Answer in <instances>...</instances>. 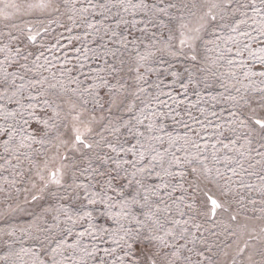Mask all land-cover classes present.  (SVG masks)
Here are the masks:
<instances>
[{
	"label": "rangeland",
	"instance_id": "1",
	"mask_svg": "<svg viewBox=\"0 0 264 264\" xmlns=\"http://www.w3.org/2000/svg\"><path fill=\"white\" fill-rule=\"evenodd\" d=\"M141 3L148 7H138ZM225 3H230L231 8L225 10ZM245 3L250 0H0V11L11 17L0 16V264H37L40 259L52 264L51 248L62 240L66 244L61 245V252L56 256L62 264H81L82 257L86 264H100L102 258L107 261L114 258L105 256L103 248H117L120 252L113 240L124 235L123 230L113 237L106 236L104 241L88 235L78 238L77 233L87 227L86 221L73 224L62 210L75 218L78 213L95 208L93 214L99 217L100 206L89 205L84 199L87 195L84 189L75 187V184H88L91 190L100 191L106 180L91 170L82 171L89 166V156L91 165L101 171L114 169L116 165L110 160L103 166L96 158L97 152L107 153L121 162L129 161V164L122 163L119 175L112 172L116 177L112 184L117 189L125 183L124 169L129 173L135 171L132 162L137 157L130 152L117 157L106 146L94 148L93 152L68 151L60 139L72 135L73 121L69 113L73 105L75 113H81L82 123L77 125L81 131L85 126L93 128L86 136L88 140H100L97 132H103L113 144L128 148L139 139L143 148L137 145V155L144 151L146 157L140 166L152 167L149 160L156 152L164 154L163 168H168L171 152L180 157L185 155L183 150L176 152L178 147L196 153L191 143H185V134L201 145L200 159L211 169V182L203 181L201 188L206 185L224 207L217 209L215 218L203 215L211 204L205 203L203 191H194L187 183L168 195L178 184V178L165 177L169 188L159 196L153 195L156 185L161 183L155 174H163L159 163L152 167L151 176L137 173V179L152 189L148 193L150 200L143 210L139 205L134 209L143 223L137 225L134 221L130 223V218L121 219L123 229L139 227L145 233L163 237L166 242L153 241L147 247L139 245L138 255L158 252V261L173 264H264L261 254L264 252V156L258 154L264 153L261 147L264 141L260 139L258 126L247 119L264 117L261 106L264 77L259 75L264 72V64L258 59L264 54L260 51L264 49V36L258 31L260 14L251 8H241ZM256 3L260 6V0ZM41 4L48 6L42 8ZM212 5L220 6L211 9L218 17L217 35L212 34V28L201 32L202 39L196 42L195 65L183 55L172 56L171 51H178L180 47V32H188L181 29V23H187L189 28L199 26V17ZM161 8L166 12H160ZM221 13L225 17L223 21L219 20ZM239 20L247 21L240 25V31L250 32L251 36H241L230 27H219L220 24L231 26ZM29 35L36 36L35 42L28 39ZM245 43L248 48L244 47ZM17 48L21 49L19 55ZM237 49L243 52L242 56L236 55ZM184 51L191 54L187 47ZM252 52L256 55H251ZM25 55L27 60L23 59ZM229 59L234 63L230 65ZM241 60L245 61L243 66L239 63ZM24 64L27 69L21 67ZM185 69L193 73L187 92L180 87L181 80L188 83ZM172 72H178L179 79L173 78ZM98 76H103L109 87L96 89L98 95L83 92L84 88L100 83ZM77 78L79 87L72 82ZM140 86L147 91L139 92ZM168 93L181 101L179 106ZM157 96L171 107L159 103ZM129 103L136 105L132 113L125 110ZM160 112L170 115L162 117L158 115ZM93 115L98 122H91ZM135 116L143 119L142 125H136ZM127 119L145 135L137 138L129 135L127 129L115 134L104 131V125L113 126L108 124L109 120L117 124ZM241 119L247 123L242 125ZM44 121H48L47 130ZM184 122L189 127H184ZM149 123L154 125L152 133L147 131ZM160 127L163 132L159 131ZM8 133L12 134L11 138ZM169 134L180 137L175 145L170 146ZM157 135L163 140L152 138ZM41 139L43 143L37 142ZM65 153L69 159L63 161L66 165L63 187L51 185L40 192L43 185L38 171L44 170L45 161L49 169L60 167V156ZM172 170L178 171L175 167ZM33 195L40 199L33 200ZM108 195L116 193L109 191ZM116 203L111 209L113 213L121 211L119 198ZM188 204L193 207H187ZM143 212H148L152 219H146ZM57 215L59 221L54 219ZM232 216L236 219L232 220ZM97 223L111 230L119 229L111 220L98 219ZM195 224L201 225L199 231ZM169 231L172 235H166ZM77 239L80 243L75 248L67 246L76 244ZM85 245L89 250L93 247L101 250L94 257H88L83 252ZM238 249L243 252L238 253Z\"/></svg>",
	"mask_w": 264,
	"mask_h": 264
},
{
	"label": "snow or ice",
	"instance_id": "2",
	"mask_svg": "<svg viewBox=\"0 0 264 264\" xmlns=\"http://www.w3.org/2000/svg\"><path fill=\"white\" fill-rule=\"evenodd\" d=\"M48 5L41 4L40 7H47ZM8 7H18L17 5H8ZM136 7V6H134ZM138 7L141 8H147V4L141 3L138 5ZM169 7H175V5H169ZM219 5H212L208 12L204 13V15L199 17V26L195 28H189V25L187 23H181L180 27L181 29H188V32L185 31L180 32V40H179V49L178 51H171L172 56H178L183 55L187 59L193 62V65H195V62L197 61V44L196 42L198 40L202 39V36L200 35L202 31H206L209 28L213 29L212 34L214 36L217 35V32L215 31V26L218 24V17L217 14L214 13L211 9L212 8H218ZM241 8H251L255 13L260 14V23L261 28L258 30L259 34L261 36H264V0H260V6L257 5L256 0H250V3H245L240 5ZM231 8L230 3H225L224 9L227 10ZM127 11V8L125 9ZM55 11H59V8H55ZM160 12H166V9L161 8L159 9ZM235 12V10H233ZM247 15V13H244ZM0 16H3L5 19H10V15L7 13H4L0 11ZM225 19L223 13L219 15V20L223 21ZM151 23V21H149ZM247 23L245 20H239L234 21L233 24L227 25V24H220L219 27H230L232 32H239V35L241 36H251L250 32L247 31H240V25ZM28 32H32V28H28ZM28 39L32 42H35L36 36L29 35ZM230 40H235V37H229ZM169 40H171V36L169 37ZM187 47L190 49L191 54L189 55L184 51V48ZM245 48H248L249 45L245 43ZM229 52H231V49H228ZM261 53H264V49L260 50ZM17 55L21 53V49H16ZM251 55L255 56L256 53L252 52ZM237 56H242L243 52L239 49H237L236 52ZM27 55L23 56L24 60H27ZM39 60V57L36 58ZM141 59H145V57H141ZM261 64H264V54H261L258 57ZM228 63L231 65L234 63L233 60L229 59ZM240 65L243 66L245 64V61L241 60L239 61ZM21 67L27 69V64L21 65ZM30 70V69H29ZM113 71H116V69L113 67ZM185 71L188 72V83H185L183 80L180 81V87L187 92L189 84L192 83V76L193 73L189 69H185ZM249 73H245V76H247ZM171 75L175 79H179V73L178 72H172ZM260 76L264 77V72L259 73ZM100 81L99 84H93L89 87L84 88L83 92L88 93L89 95H98V92L95 90L100 87H109L108 81L103 76L96 77ZM138 79L142 80L143 77H139ZM73 83H76L79 87L80 81L77 79H74L72 81ZM159 87V85H157ZM111 91V89H109ZM75 91V89H74ZM139 92H146L147 89L143 86H140L138 88ZM262 92H264V89H261ZM168 95L171 97V94L168 93ZM174 103L179 106L181 101H177L175 97H171ZM264 99V97H262ZM156 100L159 103L165 104L168 107H171L170 105H167L166 101H160L159 96L156 97ZM47 103V101H45ZM87 103V101H85ZM97 104H99V100H97ZM112 104H116V100L113 99ZM101 108H103L102 104H99ZM264 107V104L261 105ZM147 107V105H146ZM136 108V105L134 103H129L126 106V111L129 113H132ZM108 111L111 112L112 108L109 107ZM143 109H141V112L143 113ZM253 112H255V109H253ZM75 105H73V108L69 115H71V120L73 121L71 126V132L72 135L68 139H60V144L62 146H65L68 148V151L70 152H81L82 149H86L89 152H93L94 148H101L102 146H106L111 152L116 153V156L119 157L121 153L123 152H130L132 156L137 157L136 161L132 162V168L135 169V171H132L131 173L128 172V169H124V176L122 179L125 181L124 184H121L120 187L117 189L113 186L112 180L116 177L112 176V172H117V175H119V169L122 167L123 164H129L128 160H123L121 162L119 159H116L115 157L108 156L107 153H95L96 158L101 162L103 166L108 165L109 161L111 160L116 167L114 169L111 168H105L104 171H101L97 167H93L91 165V156L88 157L89 159V166L88 168L83 169V172H88L91 170L92 173H94L97 176H105L106 180L101 185L100 191H93L89 188L88 184H75L76 188H83L84 191L87 193L85 195L84 199L87 200L89 205L100 206L99 211V217L94 216V211L96 210L93 208V210L89 211H83L82 214L78 213L75 218H73L72 215H69L67 210H62L63 214L67 217L68 220L72 221L73 224L78 223L79 221H86L87 227L84 229V231H80L77 233L78 238H83L85 235L91 236L95 239H99L104 241L105 237H113L115 236L119 231L123 230L124 235L119 236V239H114L113 243L117 245L120 252H117V248H103L102 251L104 252L105 256H113L114 258L111 261H107L105 259L100 260V264H173V262H160L157 260V256H159L158 252H152L151 254H144L141 252V254H137V248L139 245H144L147 247L149 244H152L153 241H160V243H166L163 240V237L154 236L150 233H145L142 228H128L127 230L123 229V224L121 223V219L129 220L131 223L134 221L137 225H141L143 222L139 219L138 215L134 211L135 207L139 205V208L141 210L144 209V207L148 204L150 200L149 192L152 191V189H149L146 187L144 181L142 179H137V173L144 174L147 173L148 176L152 175V167L155 166L156 163H159L161 167L163 168V162H164V154L160 152H156L155 155L151 156L149 163L152 165V167L148 166H140L143 165V161L145 160V153L144 151H140L137 155L136 148L137 145L140 146V148H143V145L140 143L139 139H136L135 143H131L128 148H125L122 144L117 146V144H113L111 141L107 139L103 135V132H97V135L100 136V140H88L86 138L87 135H90L93 132V128L89 126H85L84 130L81 131V128L78 127V123H82L81 121V113H75ZM58 115V113H57ZM153 115H157L155 111H153ZM158 115L160 116H166L170 115V113H164L160 112ZM233 116L236 115L235 112L232 113ZM147 117H145L146 119ZM175 120V117H172ZM248 120H251L252 124L258 126L260 139L261 141H264V117H256V116H250L247 118ZM104 117H100V121H103ZM136 125H142L143 119H141L140 116H135ZM27 123V121H25ZM91 122H98L96 116L91 117ZM90 122V123H91ZM44 128L47 130L49 128L48 121H44ZM240 123L242 125H245L247 121L245 119H241ZM109 125H113L111 128H109L107 125H104V131H108L112 134L120 133L122 129H127V132L129 135L134 137H143L145 135L144 132L139 131V129L136 127V125L132 124L131 119L124 120L123 123H117L113 124L112 120L108 121ZM147 131L149 133H152L155 131L154 125L152 123H149L147 126ZM184 127H189L187 122H184ZM160 132H163V127L159 128ZM250 131H255V129H251ZM9 137L11 138V133H8ZM44 135L47 136L48 132L45 131ZM153 139L156 140H163L162 136H153ZM59 139V137H58ZM180 139V137H172L171 134H169V144L170 146L175 145L176 140ZM185 143H191L196 149V153H188L186 149H182L180 147L176 148V152L179 151H185V155L183 157L177 156L175 152H171L172 159L169 161L168 168H163V174L160 172H157L156 178L161 181L160 184L156 185L155 191L153 192V195L159 196L160 192L164 189L169 188V183L165 180V177H171L173 180H176L178 178V184L176 186H173L171 191H169L167 194L171 195L172 192L176 190V187L184 188V184L187 183L190 188H192L194 191H203L204 196L206 198L205 203L210 202L211 208L209 211H206L203 213V215L208 216L211 215L212 218H215L217 209H221L224 207V205L217 199L214 198V195L211 193L210 189H207V186L205 185V188H201V184L203 181L211 182V169L208 168L207 164L204 163V160L200 159V151H201V145L197 143L195 140L191 139L187 134L183 137ZM117 140L119 141V137H117ZM39 143H43V140L37 141ZM128 143V141H125ZM207 146H205L206 148ZM227 147V145H225ZM261 147H264V143L261 144ZM213 148H215V145H213ZM155 151V150H154ZM166 152L170 151V149H166ZM261 156H264V153H258ZM59 155V150H58ZM159 157V160L157 159ZM215 158V157H214ZM55 159V157H53ZM69 156L67 153L60 156L61 164L60 167L49 169L48 162L45 161L44 164V170L38 171L37 175L39 176L40 181L42 182V187L40 188V192H43L45 189H48L51 185H55L57 187H63V180H64V171L63 169L66 167V165L63 163V161L68 160ZM206 159V158H205ZM173 167L178 169V171H173ZM233 172L235 173V169H233ZM46 173V174H45ZM217 173H219V169H217ZM33 187L35 188L36 185L33 184ZM71 187V186H70ZM115 192V196L108 195V192ZM143 191V195H141V192ZM187 191V189H185ZM226 194V193H225ZM66 197H61V199H64ZM117 198H119V207L121 208V211L119 213H113L111 211L112 208L117 206ZM193 200H195V195H193ZM33 200L40 199V196L33 195ZM141 200L144 201V203H141ZM187 207L192 208V204H188ZM156 210L160 211L159 205H156ZM225 211H227L226 208H224ZM183 214V213H181ZM143 215L146 219H152V216L148 212H143ZM54 219L59 221V216H55ZM98 219H105V220H111L114 223L119 225V229L117 230H111L109 227L105 226L104 224H98ZM232 220H235L236 217L232 216ZM174 223L179 224L180 221H174ZM185 224H187V221H184ZM194 227L199 231L201 228L200 224H195ZM66 231H71V229H67ZM183 231H187V229H184ZM166 235H172V232H166ZM181 238H183V234L181 235ZM107 242V241H105ZM147 242V243H145ZM80 240L77 239L76 244L73 245H67L68 247L75 248L77 245H79ZM66 244V241H60L57 243L56 247L51 248L52 253V264H62L61 261H58L56 259L57 254L61 252V245ZM98 249L97 247H93L91 250H89L88 246L85 245L83 248V252L88 257H94L97 253ZM242 249H238V253H242ZM264 255V252L261 253ZM173 255H177V253H173ZM249 260H251V257H249ZM37 264H46L45 260H38ZM81 264H86L83 257L81 258Z\"/></svg>",
	"mask_w": 264,
	"mask_h": 264
}]
</instances>
